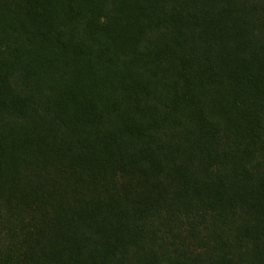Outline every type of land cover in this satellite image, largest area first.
I'll return each mask as SVG.
<instances>
[{"label": "trees", "instance_id": "obj_1", "mask_svg": "<svg viewBox=\"0 0 264 264\" xmlns=\"http://www.w3.org/2000/svg\"><path fill=\"white\" fill-rule=\"evenodd\" d=\"M0 264H264V0H0Z\"/></svg>", "mask_w": 264, "mask_h": 264}]
</instances>
